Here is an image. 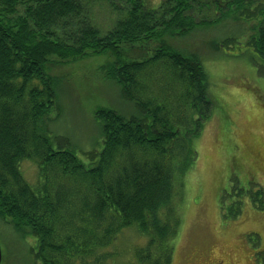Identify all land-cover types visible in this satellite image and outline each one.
<instances>
[{"label":"trees","instance_id":"obj_1","mask_svg":"<svg viewBox=\"0 0 264 264\" xmlns=\"http://www.w3.org/2000/svg\"><path fill=\"white\" fill-rule=\"evenodd\" d=\"M95 1L0 0V222L37 240L34 264H173L185 178L215 106L210 69L177 43L233 27L215 51L234 49L264 75V0H99L119 12L103 32ZM102 57L89 75L112 96L94 106L103 148L83 152L86 163L52 135L66 95L52 63ZM27 160L38 166L34 187L21 171ZM230 180L225 219L246 202L264 212L263 186ZM129 228L148 242L122 262L111 249Z\"/></svg>","mask_w":264,"mask_h":264},{"label":"rangeland","instance_id":"obj_2","mask_svg":"<svg viewBox=\"0 0 264 264\" xmlns=\"http://www.w3.org/2000/svg\"><path fill=\"white\" fill-rule=\"evenodd\" d=\"M102 3L95 1L91 18L103 32L119 12L111 13ZM235 32L229 26L197 30L177 43L180 48L197 50L210 69L215 106L196 141L197 165L185 178L173 264H264V212L246 202L242 216L228 220L219 204L221 192L228 190L232 177L242 185L249 181L264 187V75H259L245 57L237 56L236 50L218 53L212 44L219 38L236 35ZM104 61L102 57L52 63L56 72L64 76L66 88L63 115L51 126L52 135L76 146V154L86 163L89 160L83 152H100L103 148L97 140L92 112L100 97L112 96V89L96 84L89 74ZM21 171L31 186L36 184L38 166L34 161L23 162ZM147 242L146 236L129 228L120 234L111 250L117 249L113 252L120 261L130 262L134 252L145 248ZM0 245L2 264H34L30 251L37 249V240H23L4 222H0Z\"/></svg>","mask_w":264,"mask_h":264},{"label":"water","instance_id":"obj_3","mask_svg":"<svg viewBox=\"0 0 264 264\" xmlns=\"http://www.w3.org/2000/svg\"><path fill=\"white\" fill-rule=\"evenodd\" d=\"M2 262H3V253H2V248L0 245V264H2Z\"/></svg>","mask_w":264,"mask_h":264}]
</instances>
